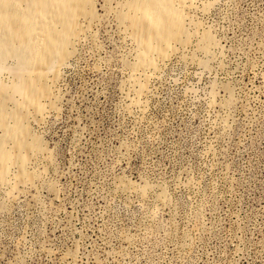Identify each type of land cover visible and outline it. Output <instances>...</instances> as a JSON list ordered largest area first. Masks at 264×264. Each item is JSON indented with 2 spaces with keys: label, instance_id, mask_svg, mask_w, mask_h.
Wrapping results in <instances>:
<instances>
[{
  "label": "rangeland",
  "instance_id": "obj_1",
  "mask_svg": "<svg viewBox=\"0 0 264 264\" xmlns=\"http://www.w3.org/2000/svg\"><path fill=\"white\" fill-rule=\"evenodd\" d=\"M87 1L53 98L25 108L34 180L0 181V264H264V0H195L155 68L129 0Z\"/></svg>",
  "mask_w": 264,
  "mask_h": 264
},
{
  "label": "bare ground",
  "instance_id": "obj_2",
  "mask_svg": "<svg viewBox=\"0 0 264 264\" xmlns=\"http://www.w3.org/2000/svg\"><path fill=\"white\" fill-rule=\"evenodd\" d=\"M194 1L129 0V11L119 18L127 25L137 45L138 67L155 68L160 59L168 58L170 52L175 51L177 44L187 43L184 13L194 7ZM81 17H96L87 0H0V67L9 58L16 61L15 67L8 69L13 70L14 82L2 85L0 92L3 97L0 103V128L3 130L0 181L3 184L10 181L11 165L18 166L13 188L34 180L26 165L31 155L43 148L33 140L36 138L26 124L25 108L32 106L40 112L44 108L43 98H53L47 76L52 74L55 83L61 74L59 64L64 65L70 54L67 47L72 45L71 39L81 38ZM200 38L202 49L211 44L207 33ZM16 94L20 96L17 100ZM9 101L15 104L13 109L8 108ZM8 118L15 120L14 124Z\"/></svg>",
  "mask_w": 264,
  "mask_h": 264
}]
</instances>
